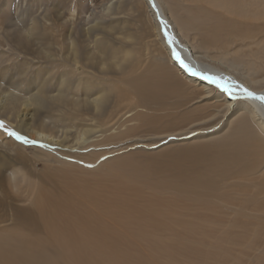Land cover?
I'll use <instances>...</instances> for the list:
<instances>
[{"label": "bare ground", "instance_id": "6f19581e", "mask_svg": "<svg viewBox=\"0 0 264 264\" xmlns=\"http://www.w3.org/2000/svg\"><path fill=\"white\" fill-rule=\"evenodd\" d=\"M145 1L164 38L171 61L169 66L154 62L141 71L138 61L142 60L143 54L136 47L127 48L122 43L124 54L117 59L129 60L126 66L130 70L124 80V64H113L121 73L115 80L124 82V87L116 89L111 81L112 65L103 44L109 41L111 52L119 50V45L117 47L109 33L98 30L101 40L98 43L96 39L94 48L101 46L103 49L98 57L88 52L83 56L81 39L74 34L69 37L70 41L67 38L66 44L61 45L62 51L59 50V53L56 47L60 45L59 38L55 39L57 36L48 32L52 31L48 30L49 27L41 28L33 19L27 29L7 32L6 36L0 38V45L9 47L8 42L12 41L21 53H25L27 48L31 51L41 50V57L54 59L52 63L56 62L59 53L61 60L65 61L62 64L67 65L62 70V84L54 94H50V84H47L45 77L30 98H20L14 93L3 94L7 108L5 113L17 118L20 106H34L25 123L30 138L57 145L61 154L68 155H73L72 148L83 143L88 152L76 158L84 159L86 163L94 162L104 153L119 152L127 146L149 149L166 140L170 143L179 137L173 133L175 131L196 135L220 129L224 134L205 143L189 147L175 146L173 151L164 150L171 154L157 163H154L157 156L153 161L148 159L154 150L136 149L123 156H114L100 165L99 172H95L98 177L94 175V179L87 176L66 177L63 181L65 190L59 193L40 179L30 177L29 172L24 171L25 166H12L11 175L16 179L12 189L15 195L20 196V187L23 191L20 202L31 205L10 203L12 197H8L0 188V264H120L119 260L108 259L107 246L110 242L106 221L111 217L118 226H124L123 217L117 216V213L111 214V211L124 210V203H127L124 194L138 199L150 192V197L168 203L171 210L172 204H183L186 200L199 205L204 212L214 211L219 207V201L226 197L222 189L227 180L249 179L246 175L260 173L262 184L251 191L241 184L237 185L244 191L239 200L241 213L249 209L251 202L256 205L261 201L264 194V101L247 98L240 92H237V98H231L202 76L193 75L180 61L199 72L227 78L237 88L243 85L257 96L264 95V66L257 65L264 58L251 64L249 61L252 59L247 61L242 54L246 50L260 48L264 43L263 9H260V13L256 10L250 14L249 20L241 19L244 15L239 10L233 14L234 18L221 13L218 23L214 25L217 8L212 0ZM244 25L247 32L242 30ZM113 27L119 28L118 25ZM190 31L197 34V46L184 40L183 36ZM130 38L134 41L137 39L133 34ZM36 40H40L41 44L34 48ZM194 47H199L202 54ZM152 54V59L157 57L155 51ZM35 57L39 58L37 55ZM242 68L245 70H240ZM46 72L48 75L52 70L47 69ZM83 92H86L84 100L80 98ZM56 111L61 116L66 112L67 115L58 119L52 116ZM131 111L135 113L130 118L127 116L122 123L121 119ZM6 114L4 116L9 121L10 117ZM40 114L45 121L37 127L35 119ZM52 119L60 122V131L54 127L53 131L46 129L48 120ZM129 121L134 123L117 130ZM253 130L260 137H252ZM64 132L71 133L75 143L72 144ZM104 133L102 138L96 139ZM50 160L56 164V157L49 155L48 163L44 166L50 170L61 169L60 165ZM65 162L68 170L76 172L77 168H81L75 163ZM17 179H21L24 185L18 186ZM96 188L101 189L99 195L94 191ZM67 189H73L74 193ZM249 196L251 198L246 207L244 204ZM9 215L13 217L10 222ZM164 216V211L152 210L146 219L138 215L132 216L131 221L153 222ZM6 221L9 224L4 225ZM170 238L166 240L172 243L178 240ZM120 240L125 241L123 238ZM157 244L163 246L165 254L174 251L176 245L163 240Z\"/></svg>", "mask_w": 264, "mask_h": 264}, {"label": "rangeland", "instance_id": "374dc122", "mask_svg": "<svg viewBox=\"0 0 264 264\" xmlns=\"http://www.w3.org/2000/svg\"><path fill=\"white\" fill-rule=\"evenodd\" d=\"M212 1L214 7L217 8V13L213 19L214 25L218 23L221 13L234 18L233 14L239 10L244 15V18L241 19L245 20H249V15L256 10L260 13V9H263L261 13H264V0ZM33 19L37 21L38 26L41 28L45 26L49 27L48 30L52 31L48 32L52 36L56 35L57 37H54L55 39L59 38L60 45L56 46L59 53L62 51L61 45L66 44L67 38L70 41L69 37L71 34H74L78 39H81L80 45L82 46L80 48L82 51L87 49L84 52L81 51L83 56L88 52L94 57H98L101 52L100 50L103 51L101 46L97 49L94 48L96 39H98V43L101 40V34L98 30L109 33L108 35L116 42L117 47L119 45V50L111 52L109 49L110 42L107 41L103 44L106 45L105 53L109 58L108 61L112 65L111 81L116 89L124 87V82L115 80L121 73L118 72L119 69L113 64L116 62L124 64V80L127 78L128 71L130 70V67L126 66L129 60L117 59V57L121 58L124 54V44L127 48L131 46L136 47L143 54L142 60L138 61V65H140L138 69L141 71L148 65L154 64V62L168 66L171 63L167 54L164 38L160 33L159 27H156L153 12L145 0L143 2L142 0H0V38L6 36L9 31L21 30V28L23 30L27 29L31 26L34 21ZM94 24L95 26H93ZM115 25H118L119 28H114L113 26ZM127 29H129V32ZM242 30L243 32H247V26L244 25ZM133 31L135 34L132 33ZM193 32L190 31L189 34H185L183 37L192 46H197V34ZM123 33L125 34L123 35ZM132 34L137 38L135 41L133 38H130ZM85 38L89 39L84 40ZM17 39H20V37ZM39 41L36 40L34 48L40 46L41 41ZM221 42L226 43L225 40H221ZM8 43L9 47L0 45V59L1 62L4 61L3 64L0 62V121H3L5 127L19 132L29 140H32L27 131L28 126L25 128V125H27L25 123L28 121L34 106L27 108L24 105L20 106L18 117L13 118L12 114L5 113L7 108L4 105L5 100L3 99V94L14 93L20 98H30L38 90V87L45 77L48 79L47 84H50L49 93L54 94L62 84V70L67 65L62 64L65 61L64 59L61 60L62 58L59 57V53L56 57L57 59L55 58L56 62L52 63L51 60L54 59L48 60V58H43V55L41 57L39 54L41 50L31 51L27 48L25 53H21L19 49L14 47L12 41ZM147 44L149 47H147ZM120 46H122V50ZM13 48L15 52H13ZM194 49L199 54H202L199 47H194ZM153 51L157 55L154 59H152ZM242 54L247 61L251 58L252 60L249 62L254 64L264 58V43L260 48L252 51L246 50ZM35 55L40 59L35 57ZM42 59L46 60L43 61ZM132 61L136 62L133 59ZM263 63L264 61H261L260 64L258 62V67L259 65L264 66ZM47 69L52 70L48 75L46 72ZM240 70L245 69L242 68ZM24 84L27 86H24ZM32 84L35 85L33 89ZM85 93L83 92L80 96L83 100L85 99ZM48 106L50 107L52 105L48 104ZM134 113L135 111L127 113L121 119L123 120L122 123H124L127 116L130 118ZM5 114L9 115V121L6 120ZM66 115L67 112L61 116L60 112L56 111L52 116L61 119L62 117H66ZM43 121H45L44 117L40 114L35 119V125L39 127ZM48 121L46 129L53 131L54 127L60 131L61 128L58 127V125L61 126L60 122L55 119ZM133 123L134 121L126 122L125 125L119 127L117 130L125 129ZM70 130L74 131V129ZM106 133L96 139L102 138ZM173 133L177 136L179 135V137L173 139L170 143L166 140L162 142L163 144H158L155 148L145 149L139 147L136 149L154 150V153L148 159L153 161L157 156L154 161V163H157L171 154L164 150L173 151L175 146L189 147L198 143H205L221 137L224 131L212 129L196 135L181 133V131H175ZM100 134L97 133V135ZM67 135L72 140V144L75 143L73 135L71 133L65 134L64 132V136L66 137ZM252 137H260V135L253 130ZM34 141L36 143L26 144L17 140L15 137L9 136L3 128H0V188L8 197H12L9 202H13L17 206H30L31 203L20 202L21 198H23V191L20 187L19 192L22 195H15V191L12 188L15 187L13 182L16 179L11 175L13 171L12 166H25L24 171L29 172L30 177L40 179L49 188L59 193L65 190L63 181L66 180V177L87 176L89 179H94V175L98 177L95 172H99L100 167L105 161L108 162L114 156H123L132 150H136L135 147L127 146L121 148L119 152L104 153L94 162L86 163L84 159L76 158L78 156L82 157L88 152L83 147V143L73 147L72 152L74 154L68 155L61 154L56 147L57 145L52 146L45 142H39L36 139ZM43 153L46 154L42 156ZM49 155L56 157L55 161L57 165L61 166L60 170H50L49 167L44 166V164L48 163ZM65 161L75 163V165L81 167L80 170L78 168L76 172L68 170V164ZM50 162L55 164L52 160ZM246 176L249 179L230 178L225 182L222 190L226 192V197L219 201V207L214 211L204 212L199 205L189 203L186 200L183 201V204H172L173 210H171L169 209L168 203L150 197L148 195L151 194L150 192L143 194L138 199L127 197L124 194V198L127 199V203H124V210L111 211V214L115 215L117 213V216L124 218V226H118L111 217L106 221V227H109L108 235L110 242L107 246L108 259L119 260L120 264H264V194L259 203L254 205L251 202L248 207L246 204L251 198L249 196L244 204L249 209L241 213L242 206L239 204V200L243 197L244 191L238 188L237 185L241 184L245 189L251 191L254 187L262 184L263 177L260 173ZM17 180L19 181L18 186L24 185L21 179ZM67 191L74 193L73 189H67ZM94 191L98 195L101 193L100 188H96ZM1 194L2 192H0V196ZM44 204L46 206L45 199ZM152 210L164 211L166 216L156 218L153 222L142 220L136 223L131 221L132 216L137 217L138 215H142L143 219H146L150 216ZM71 216L72 218H76L75 215ZM10 219H13L12 215H9V222ZM8 221L3 224H9ZM0 227H2V224H0ZM181 237H183L184 241ZM120 238L125 240L124 243ZM166 238L178 240L175 241L176 243H172L173 241L166 240ZM162 240L168 241V244L171 245L176 244L174 251L165 254L163 246L157 244ZM169 255L172 257L170 258Z\"/></svg>", "mask_w": 264, "mask_h": 264}, {"label": "snow or ice", "instance_id": "6c2138e0", "mask_svg": "<svg viewBox=\"0 0 264 264\" xmlns=\"http://www.w3.org/2000/svg\"><path fill=\"white\" fill-rule=\"evenodd\" d=\"M179 59V57H177ZM181 65L187 69L188 71L192 72L193 75H200L205 80H208L210 83L216 85L217 88L221 89L224 93H226L231 98H237L236 94L237 92L243 93L247 98L252 99H259L261 101H264V95L257 96L256 93L249 91L246 87L243 85H240L238 88L228 80L227 78L215 76V75H208L202 72L197 71L196 69L190 67L189 65L185 64L183 60L180 61ZM0 128H3L4 131L11 137H15L17 140L22 141L26 144H34L36 141L29 140L26 136L21 135L19 132L13 131L7 127H5L3 121H0Z\"/></svg>", "mask_w": 264, "mask_h": 264}]
</instances>
